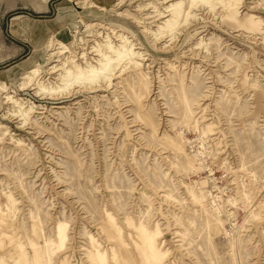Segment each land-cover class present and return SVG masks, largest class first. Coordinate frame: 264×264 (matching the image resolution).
Returning <instances> with one entry per match:
<instances>
[{"label":"rangeland","instance_id":"374dc122","mask_svg":"<svg viewBox=\"0 0 264 264\" xmlns=\"http://www.w3.org/2000/svg\"><path fill=\"white\" fill-rule=\"evenodd\" d=\"M90 1L0 0V264H264V0Z\"/></svg>","mask_w":264,"mask_h":264},{"label":"bare ground","instance_id":"6f19581e","mask_svg":"<svg viewBox=\"0 0 264 264\" xmlns=\"http://www.w3.org/2000/svg\"><path fill=\"white\" fill-rule=\"evenodd\" d=\"M82 4H87V6H94V4L91 2V1H88V0H82ZM84 6H86V5H84ZM179 6H182V4H179ZM83 7V6H82ZM102 7V6H101ZM101 9H103V7L101 8ZM78 12H80V9L78 8V10H77ZM186 13V12H185ZM123 38V37H122ZM65 45H66V43H65ZM68 46V45H67ZM35 71V70H34ZM59 229V228H58ZM59 234L61 235V236H63V230H61V229H59Z\"/></svg>","mask_w":264,"mask_h":264},{"label":"crops","instance_id":"0c3cea01","mask_svg":"<svg viewBox=\"0 0 264 264\" xmlns=\"http://www.w3.org/2000/svg\"><path fill=\"white\" fill-rule=\"evenodd\" d=\"M72 1V3L74 4V5H76V6H78V8L79 9H82V8H84V7H89V6H84V4L83 5H80V3L82 4V0H71ZM88 1H90V0H88ZM95 6L97 5L95 2H93V1H91ZM83 6V7H82ZM98 6V5H97Z\"/></svg>","mask_w":264,"mask_h":264}]
</instances>
